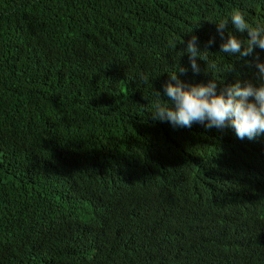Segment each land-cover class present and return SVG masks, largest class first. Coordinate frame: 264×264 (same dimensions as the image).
Here are the masks:
<instances>
[{
	"label": "trees",
	"instance_id": "1",
	"mask_svg": "<svg viewBox=\"0 0 264 264\" xmlns=\"http://www.w3.org/2000/svg\"><path fill=\"white\" fill-rule=\"evenodd\" d=\"M233 9L264 23V0H0V264H264V133L152 110L173 72L260 86L264 50L221 51L249 38L217 31Z\"/></svg>",
	"mask_w": 264,
	"mask_h": 264
},
{
	"label": "clouds",
	"instance_id": "2",
	"mask_svg": "<svg viewBox=\"0 0 264 264\" xmlns=\"http://www.w3.org/2000/svg\"><path fill=\"white\" fill-rule=\"evenodd\" d=\"M229 21L241 33L247 31L249 38L241 40L228 32L226 42L221 44L224 53H239L242 57L253 55L256 48L264 50V23L252 26L246 19L245 13L233 9L224 19L215 22L217 31L223 39L228 29ZM214 41L210 40L209 44ZM243 45V50H242ZM186 52L194 72H199L197 58L207 60L205 52L198 49V37L193 35L187 43ZM251 64V62H249ZM257 76L262 81L259 87L249 82L245 87L239 83L224 89L216 94L215 82L208 85H185L175 72L171 74V81L165 85V95L168 101L160 98L156 92L152 104L154 118L168 121L174 127H191L193 122L204 123L206 127L223 128L231 119V126L240 139L245 137L254 139L258 134L264 133V62H260L259 55L255 56ZM181 72L185 69H180ZM252 98V99H250Z\"/></svg>",
	"mask_w": 264,
	"mask_h": 264
}]
</instances>
